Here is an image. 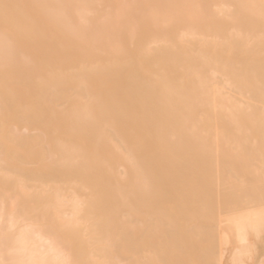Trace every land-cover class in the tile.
Instances as JSON below:
<instances>
[{"label": "bare ground", "instance_id": "bare-ground-1", "mask_svg": "<svg viewBox=\"0 0 264 264\" xmlns=\"http://www.w3.org/2000/svg\"><path fill=\"white\" fill-rule=\"evenodd\" d=\"M251 136L264 0H0V264H264Z\"/></svg>", "mask_w": 264, "mask_h": 264}, {"label": "rangeland", "instance_id": "rangeland-1", "mask_svg": "<svg viewBox=\"0 0 264 264\" xmlns=\"http://www.w3.org/2000/svg\"><path fill=\"white\" fill-rule=\"evenodd\" d=\"M248 126H249V125H248ZM248 126H247V127H248ZM249 128H250V126H249L247 129H249ZM224 129H228V127H225ZM230 129H231V128H229V130H230ZM243 129H246V127H243ZM253 129H255V128L252 127V128H250L249 130H253ZM252 137H253V136H251V138H249L251 142H250V141H249V143H247L248 141L246 142V145L248 146V147H247V146H246V147L249 148V152H248V150H246V148H245V149L242 150L243 155H241V156H242V157H241V160H242V158H243L244 155L247 156L246 158H247V162H248V163L246 162V164H244L245 161H246V159H243V161L241 162V160H240L239 158H238L239 161H238V159H236V160H231V159H230V160H225V161H229V163H230V166H228L229 168H227L228 170L225 171V172H226V175L223 176L224 180L227 182L226 187H224V190H225V191L223 192V193H225L223 203H224L225 206L227 205V206L225 207V209H226V208L231 209V206H230V205H231V203H232V200L230 199V197H231V198H233V197L235 198V197H236V193H237L236 191H239L238 188L241 187V185L244 186V188H245V190H246V193H244L245 191L243 190V189H244V188H243V189H241V190L244 191V192H240V194H238V195H245V196H246L247 193L250 192V190H251V192H252V189H255V188H256L255 193H257L258 190H259L257 196H258L259 193L261 192V189H262V192H261V193L264 194V191H263L264 185H261V184H262L261 181H262L263 179L260 180L261 178H264V174L260 173L259 176H262V177L260 178L258 175H257L258 177L254 176L253 173H252L253 176H252V174L247 173V172H249V171H248V169H249L248 167H250V168L252 167V169H254V170L249 169L251 172L254 171V173L257 172V174H258V171H260V172L263 171V173H264V169H261V167H262V168L264 167V158H260V157H264V156H263L264 154H259V153H258V151H261V153H263V151H264V142H263V140H261V139H259V138H256V137H255L254 140H252ZM258 139H259V140H258ZM239 140L242 141V139H237V141H239ZM240 141H239V142H240ZM254 142H255V143H254ZM241 144H242V142H241ZM248 144L251 145V146H254V147L251 148V150L253 149V151H251V152H253V153L256 154V156L253 157V159H252L251 157H252L253 155H255V154L250 153V147H251V146H249ZM242 145H244V143H243ZM227 149H228V147L224 150V154L232 155V152H231V151H232L233 149L230 148L231 151H230L229 149H228V150H227ZM254 149H256V150H254ZM226 150H227L228 152H227ZM262 150H263V151H262ZM255 151H256V152H255ZM234 152H235V150H233V153H234ZM257 153H258V154H257ZM249 156H250V159H251L252 161L254 160L253 162H255V165H252V164H254V163H253L252 161H250V159H248ZM256 157H259V158H260V161H261V163H260V164H261V166H260V169H261V170L259 169V170H257V171L255 170V168H256V167H257V169L259 168V166H257V165H259L257 162H260V161H259V158H258V160H257ZM254 158H256V160H255ZM223 160H224V159H223ZM249 161H250V162H249ZM242 163H243L244 167H243ZM256 163H257V165H256ZM249 164H251V166H249ZM245 165H246V166H245ZM253 166H256V167L253 168ZM245 167H246V168H245ZM247 168H248V169H247ZM245 169L247 170V172H245V171H246ZM229 170H230V171H229ZM232 170H233V171H232ZM244 170H245V171H244ZM240 171H241V172H240ZM242 171H244L247 175L250 174V175H249L250 178H249L248 176H247L248 178H246L245 176H244V178H243L244 173H243ZM228 172H229V173H228ZM231 172L234 173L233 176H232V173H231ZM236 172H237V173L239 172V173L237 174ZM227 173H228V174H227ZM241 173H243V175H242ZM239 174H240V175H239ZM261 174H262V175H261ZM236 175H237V177H238V176H242V177H239V178H238V179H241V178H242V181L239 180V181L242 182V184H240L239 181H238V184H240V185H238V188H237L236 191H235V192H236L235 195H231V196H229L228 194H230V192H233V191L235 190V189L233 190V188L231 189V187H230L231 184L234 183V185H237V184L235 183V182H237V181H234V180H233V179L235 178L234 176H236ZM255 175H256V174H255ZM254 177H256V178H254ZM245 178H246V179H245ZM247 179H248V181H249V179H251L249 183H248ZM253 179H254V180H253ZM258 179L260 180V183H261V184L258 183V186H263V187H261V189H260V188H257L258 186H257V187H254V186L257 184L256 182L259 181ZM235 180H237V179L235 178ZM232 181H234V182H232ZM254 181H255V182H254ZM252 182H253V183H252ZM251 183H252L253 185H254V183H256V184L253 186ZM249 184H250L251 187L253 186L252 189H250L251 187L249 186ZM259 184H260V185H259ZM232 186H233V185H232ZM234 187H235V186H234ZM229 189H231V190H230V192L228 193L227 191H229ZM239 189H240V188H239ZM251 192H250L249 194H251ZM233 193H234V192H233ZM241 193H242V194H241ZM253 193H254V192H253ZM255 193H254V194H255ZM261 193H260V194H261ZM249 194L247 195L248 197L250 196ZM263 194H262V195H263ZM251 195H252V194H251ZM262 195H261V197H262ZM222 196H223V194H222ZM245 196H244L243 198H239V199H240V200L242 199V201H243L244 198H245ZM253 196H254V195H253ZM259 196H260V195H259ZM241 197H242V196H241ZM248 197H246V199H248ZM251 197H252V196H251ZM254 197H256V195H255ZM252 198H253V197H252ZM263 198H264V196H263ZM236 199H237V198H235V199H233V200H235V202L238 203V200H239V199H238L237 201H236ZM253 199H254V198H253ZM230 200H231V201H230ZM239 202H240V201H239ZM245 202L247 203V200H245ZM237 203H234V202H233L234 206H235ZM238 204H240V205H238ZM238 204H237L238 206H236L237 208H239V206H246V204H245L244 202H240V203H238ZM244 204H245V205H244ZM229 207H230V208H229ZM240 208H242V207H240ZM207 226L209 227V225H206V227H207Z\"/></svg>", "mask_w": 264, "mask_h": 264}]
</instances>
